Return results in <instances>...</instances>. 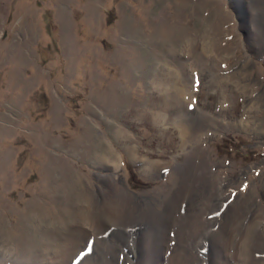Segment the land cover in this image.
I'll return each mask as SVG.
<instances>
[{
	"label": "rangeland",
	"instance_id": "rangeland-1",
	"mask_svg": "<svg viewBox=\"0 0 264 264\" xmlns=\"http://www.w3.org/2000/svg\"><path fill=\"white\" fill-rule=\"evenodd\" d=\"M0 264H264V0H0Z\"/></svg>",
	"mask_w": 264,
	"mask_h": 264
}]
</instances>
